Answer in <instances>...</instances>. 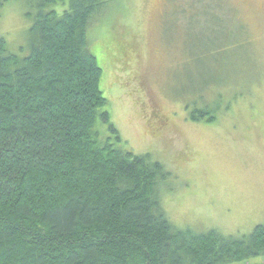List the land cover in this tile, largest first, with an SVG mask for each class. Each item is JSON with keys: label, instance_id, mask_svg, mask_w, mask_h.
<instances>
[{"label": "trees", "instance_id": "trees-1", "mask_svg": "<svg viewBox=\"0 0 264 264\" xmlns=\"http://www.w3.org/2000/svg\"><path fill=\"white\" fill-rule=\"evenodd\" d=\"M66 1H36L26 57L0 38V264H239L264 257V224L226 236L181 229L168 218L159 192L169 173L121 139L91 53L90 30L115 0H69L61 14L48 10ZM8 2L0 0V9ZM121 41L115 65L135 52L134 42ZM190 116L204 120L209 108Z\"/></svg>", "mask_w": 264, "mask_h": 264}, {"label": "rangeland", "instance_id": "rangeland-1", "mask_svg": "<svg viewBox=\"0 0 264 264\" xmlns=\"http://www.w3.org/2000/svg\"><path fill=\"white\" fill-rule=\"evenodd\" d=\"M36 1L0 9V38L20 57L30 51ZM112 4L89 35L112 124L132 152L169 173L159 193L174 225L249 235L264 224V0ZM68 8L69 0L48 10ZM121 40L135 52L115 65ZM204 107L210 116L193 121Z\"/></svg>", "mask_w": 264, "mask_h": 264}, {"label": "flooded vegetation", "instance_id": "flooded-vegetation-1", "mask_svg": "<svg viewBox=\"0 0 264 264\" xmlns=\"http://www.w3.org/2000/svg\"><path fill=\"white\" fill-rule=\"evenodd\" d=\"M156 115L159 116V114H156ZM157 116L154 118H157L159 125L162 126L163 128H165L166 127V119L164 121H162L161 118L159 119Z\"/></svg>", "mask_w": 264, "mask_h": 264}]
</instances>
